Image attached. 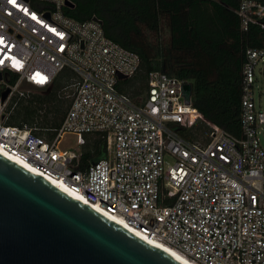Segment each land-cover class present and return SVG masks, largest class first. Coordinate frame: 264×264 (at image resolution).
<instances>
[{
    "label": "built area",
    "instance_id": "built-area-1",
    "mask_svg": "<svg viewBox=\"0 0 264 264\" xmlns=\"http://www.w3.org/2000/svg\"><path fill=\"white\" fill-rule=\"evenodd\" d=\"M67 2L0 0V149L196 264H264V108L255 93L264 49L246 50L235 137L193 107L188 81L152 71L138 101L122 92L140 57L96 17H69ZM236 14L243 31L264 30V0H239ZM65 70L76 78L52 142L37 128L6 124L15 99L30 96L24 88L47 90ZM200 123L208 136L188 138ZM97 133L108 154L86 170L77 169L81 152L59 149L67 134L83 147Z\"/></svg>",
    "mask_w": 264,
    "mask_h": 264
},
{
    "label": "trees",
    "instance_id": "trees-1",
    "mask_svg": "<svg viewBox=\"0 0 264 264\" xmlns=\"http://www.w3.org/2000/svg\"><path fill=\"white\" fill-rule=\"evenodd\" d=\"M71 1L75 6L66 10L69 17L78 22L96 17L109 39L140 57L138 73L121 83L122 92L138 101L152 71L188 81L193 86V107L241 137L246 50L264 49V30L257 25L242 30L236 14L239 0ZM64 78L72 82L76 75L65 70L49 89H33L28 98L15 99L6 124L37 128L38 135L52 142L71 105L57 93ZM186 136L207 137V126L200 123ZM107 154L106 135H86L77 169L86 170Z\"/></svg>",
    "mask_w": 264,
    "mask_h": 264
},
{
    "label": "water",
    "instance_id": "water-1",
    "mask_svg": "<svg viewBox=\"0 0 264 264\" xmlns=\"http://www.w3.org/2000/svg\"><path fill=\"white\" fill-rule=\"evenodd\" d=\"M0 264L183 263L0 153Z\"/></svg>",
    "mask_w": 264,
    "mask_h": 264
},
{
    "label": "bare ground",
    "instance_id": "bare-ground-1",
    "mask_svg": "<svg viewBox=\"0 0 264 264\" xmlns=\"http://www.w3.org/2000/svg\"><path fill=\"white\" fill-rule=\"evenodd\" d=\"M0 153L4 156H6L7 158L13 160L14 162H16L17 164L21 165L22 167L26 168L27 170L33 172L34 174L40 176L41 178H43L44 180H47L48 182H50L51 184H53L54 186H56L57 188L61 189L62 191L66 192L67 194H69L70 196L76 198L77 200H79L80 202L86 204L87 206L91 207L92 209L96 210L97 212H99L100 214L106 216L107 218H109L110 220L114 221L115 223L119 224L120 226L124 227L125 229H127L128 231H130L131 233L137 235L138 237H140L141 239L145 240L146 242L152 244L153 246L159 248L160 250L164 251L165 253H167L168 255L172 256L173 258L179 260L180 262H182L183 264H196L195 262L191 261L190 259H188L187 257H185L184 255H182L181 253H179L178 251H176L175 249L157 242L155 240H152L148 237H146L145 235L141 234L140 232H138L137 230L133 229L132 227H130L128 224H126L123 220L115 217V216H111L107 213H105L103 210H101L100 208L93 206L89 203H87L82 197H80L78 194H76L74 191H72L63 181L51 178L49 176L44 175L43 173H41L40 171H38L36 168H34L33 166H31L28 163H25L23 161H20L19 159H17L16 157H13L11 155H9L8 153H6L5 151L0 149Z\"/></svg>",
    "mask_w": 264,
    "mask_h": 264
},
{
    "label": "rangeland",
    "instance_id": "rangeland-1",
    "mask_svg": "<svg viewBox=\"0 0 264 264\" xmlns=\"http://www.w3.org/2000/svg\"><path fill=\"white\" fill-rule=\"evenodd\" d=\"M257 72H258L259 80L258 82H256V85H255L256 100L258 103V101L261 99L262 107L264 108V73L261 74L260 71H257ZM70 82L71 80H69L68 78L67 79L64 78L63 80H61V85L57 93L60 97H62L63 99L62 101L70 102L71 100V97L69 96L72 95L73 90L68 88L70 85ZM24 89H26V91H29L30 94L34 93L35 91V90H29L27 88H24ZM260 139H261V144L264 148V132L260 135ZM59 149L62 151L64 150L73 151L74 150L76 152H82V146L77 144V138L71 134L65 135V137L61 140L59 144Z\"/></svg>",
    "mask_w": 264,
    "mask_h": 264
},
{
    "label": "snow or ice",
    "instance_id": "snow-or-ice-1",
    "mask_svg": "<svg viewBox=\"0 0 264 264\" xmlns=\"http://www.w3.org/2000/svg\"><path fill=\"white\" fill-rule=\"evenodd\" d=\"M10 2H14V0H10Z\"/></svg>",
    "mask_w": 264,
    "mask_h": 264
}]
</instances>
